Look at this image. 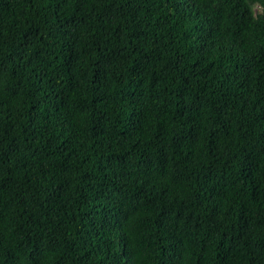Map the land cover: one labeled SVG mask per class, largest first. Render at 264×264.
<instances>
[{
    "label": "trees",
    "instance_id": "16d2710c",
    "mask_svg": "<svg viewBox=\"0 0 264 264\" xmlns=\"http://www.w3.org/2000/svg\"><path fill=\"white\" fill-rule=\"evenodd\" d=\"M0 264H264V0H0Z\"/></svg>",
    "mask_w": 264,
    "mask_h": 264
}]
</instances>
